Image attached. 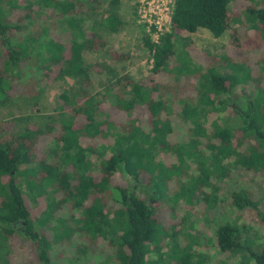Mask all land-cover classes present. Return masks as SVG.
Here are the masks:
<instances>
[{
	"label": "trees",
	"instance_id": "obj_1",
	"mask_svg": "<svg viewBox=\"0 0 264 264\" xmlns=\"http://www.w3.org/2000/svg\"><path fill=\"white\" fill-rule=\"evenodd\" d=\"M106 1L0 0V105L25 99L35 110L19 132L0 123V244L29 243L32 264H55L53 243L75 234L83 243L79 256L102 239L113 254L112 264H147L151 251L160 253L163 230L157 213L169 203L207 189L201 191L204 202L215 204L214 181L235 172L250 182L264 178L263 90L255 85L245 93V109L233 92L241 81H254L250 69L211 51L196 64L180 57L193 46L184 33L200 29L214 38L231 31L229 43L241 54L264 45V0H249L260 7L245 10L252 36L233 28L240 15L231 9L232 0H174L169 29L156 41L144 39L151 58L148 80L107 68L113 76L93 93L96 66L84 55L107 50L108 37L124 28L117 12L101 9ZM58 26L66 33L62 40L54 36ZM53 72L56 80L71 79L74 85L62 92V104L52 114H41L40 93L23 94ZM191 91L196 97L187 95ZM113 112L126 117L112 119ZM229 115L236 117L233 127L222 121ZM177 117L186 125L188 138L182 143L172 139ZM47 137L50 143L39 157L40 142ZM189 166L195 175L188 174ZM25 192L39 207L30 206ZM227 202L264 220L262 201L253 200L244 187ZM60 211L69 215L58 217ZM51 222L59 225L53 241L43 232ZM215 235L220 252L247 250V261L264 264V246L258 254L246 249L242 227L223 224ZM171 250L174 264H200L192 246L177 243Z\"/></svg>",
	"mask_w": 264,
	"mask_h": 264
},
{
	"label": "rangeland",
	"instance_id": "obj_2",
	"mask_svg": "<svg viewBox=\"0 0 264 264\" xmlns=\"http://www.w3.org/2000/svg\"><path fill=\"white\" fill-rule=\"evenodd\" d=\"M173 2L174 0H118L115 5H111L110 0H107L104 3L101 9L111 8L117 12L124 22V28L119 33L108 37L107 50L91 51L84 55L85 60L89 64L96 66L91 75L93 93H100L99 91L103 88V85L113 76V73H109L107 68L115 70L118 75L129 73L136 81L148 80L151 58L145 47L144 39L149 37L152 40H156L158 33L169 29ZM230 5L231 9L239 12L240 15L239 24L234 25L233 28H236L240 35L246 33L252 36L255 32L245 10L250 6L259 8L260 4H258V1L232 0ZM98 13H101V11L99 10ZM90 23L91 21H88V25ZM52 26L55 25L53 24ZM58 28V30H54V36L56 39L62 40L66 37V33L63 26H58ZM230 33L231 31H227L220 38H214L204 29L192 34L184 33L183 36L188 38L193 46L189 47L188 55H183L179 50L178 52H180L182 60L192 64H196L203 57L205 51H211L219 56L230 57L235 63H244L250 69L254 81L252 83L250 81L248 83L241 81L236 85L233 92L235 93L236 104L245 109L247 104V100L244 98L245 93L255 90V85H259L264 93V45L259 48H249L242 54L238 53L229 43ZM114 55L118 57H114ZM99 65L103 69H99ZM55 78L56 74L54 72L49 73L31 91L23 94L25 95L24 97H31L35 93H40L37 101L38 111L41 114H52L56 107L62 104L59 99L62 92L74 85L71 79L62 81ZM19 89L20 87L13 94L18 93ZM187 95L195 96L192 91L191 93L188 92ZM220 99H225V96H221ZM30 102V100L18 99L10 104L0 105V123H3L4 127L11 132L22 130L25 119L35 113ZM109 103L110 101L104 103L102 109L107 111ZM125 117L121 113H112V119L115 118L120 121L124 120ZM228 117H231V115ZM228 117H224L222 121H226L228 125L233 127L237 121L236 117L233 115L231 118ZM173 125L174 134L172 139L178 143L184 142L188 138L186 125L182 124L178 117L175 118ZM49 143L50 137L42 138L37 152L39 157L44 156ZM188 168L189 170H186L189 175L196 174V172H193L194 169L190 168V166ZM182 181H185V178H182ZM214 185L217 187L215 204L211 203L208 206L204 202L201 191H207V189H203L195 194V198L190 200L185 198L175 203H169L167 207L157 213L161 229L163 230L161 248L160 253L156 250L149 253V263L147 264H174L170 257V252L172 251V246L177 243L181 247L192 246L197 253V256H195L200 264H252L250 258L247 261L246 256H244L247 254V250L245 254L239 253L237 255L220 252L216 244L215 232L223 224H236L243 228L246 249L257 254L260 253L264 246V220L256 216L254 210L244 209L243 211H237L230 208L227 200L237 187H244L248 189L253 200L262 201L264 206V178H257V181L250 182L241 178L239 173L235 172L226 180L214 181ZM50 191L51 189L48 188L47 192L49 193ZM24 197L30 206L32 204L35 209L39 207V205L34 203L30 194L25 192ZM262 214L264 218L263 210ZM68 215V211L64 212V214L62 211L57 212L58 217L66 218ZM48 225L47 230L43 232L53 241L59 225L55 226V223L52 222ZM173 233H176V236H171ZM80 237V234H75L71 239L63 243H53L52 253L54 255L52 257L56 259H53V262L55 264H112L110 261L113 259V254L108 244L102 239H98L95 247H89L86 249L87 252L85 254L79 256L77 252L79 245H83L82 242H79ZM17 242L16 240L13 243L14 245H9V247L0 244V264H32L34 262V251L27 247L29 243L18 244ZM84 243L87 246L89 245L87 242ZM105 259L109 263H104Z\"/></svg>",
	"mask_w": 264,
	"mask_h": 264
},
{
	"label": "built area",
	"instance_id": "obj_3",
	"mask_svg": "<svg viewBox=\"0 0 264 264\" xmlns=\"http://www.w3.org/2000/svg\"><path fill=\"white\" fill-rule=\"evenodd\" d=\"M173 5H174V2H173ZM172 9H173V6H172ZM171 13H172V11H171ZM170 16H171V14H170ZM169 24H170V19H169ZM167 31V30H166ZM161 33H163V32H161ZM160 33H158V35H159ZM158 35H157V39H158ZM156 39V40H157ZM156 40H153V41H156Z\"/></svg>",
	"mask_w": 264,
	"mask_h": 264
}]
</instances>
